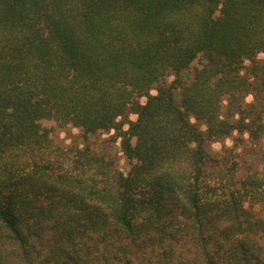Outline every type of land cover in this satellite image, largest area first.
I'll use <instances>...</instances> for the list:
<instances>
[{"label": "trees", "instance_id": "1", "mask_svg": "<svg viewBox=\"0 0 264 264\" xmlns=\"http://www.w3.org/2000/svg\"><path fill=\"white\" fill-rule=\"evenodd\" d=\"M0 264H264V0H0Z\"/></svg>", "mask_w": 264, "mask_h": 264}, {"label": "rangeland", "instance_id": "2", "mask_svg": "<svg viewBox=\"0 0 264 264\" xmlns=\"http://www.w3.org/2000/svg\"><path fill=\"white\" fill-rule=\"evenodd\" d=\"M247 101H250V98L247 99ZM130 120H135V116H130ZM82 135L81 131L78 129H73L70 127H66L63 129H58L57 132V138L59 142H63V143H69L70 140L72 138L75 139V141H77L80 136ZM109 135H102V138H107ZM232 145L231 140H226L224 141V146L226 147H230ZM118 147V144L117 146ZM222 148V145L219 143H215L212 145V149L214 151H219ZM116 166L122 171V172H127V168H128V164L126 162V160L124 159V157L122 156L121 153L117 154L116 157Z\"/></svg>", "mask_w": 264, "mask_h": 264}]
</instances>
